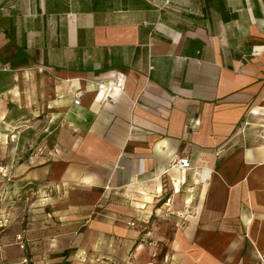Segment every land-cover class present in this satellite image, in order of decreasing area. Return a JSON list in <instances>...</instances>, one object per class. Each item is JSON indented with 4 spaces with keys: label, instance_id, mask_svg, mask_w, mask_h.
<instances>
[{
    "label": "crops",
    "instance_id": "obj_1",
    "mask_svg": "<svg viewBox=\"0 0 264 264\" xmlns=\"http://www.w3.org/2000/svg\"><path fill=\"white\" fill-rule=\"evenodd\" d=\"M41 100L58 124L24 180L80 213L46 255L264 264V0H0V125Z\"/></svg>",
    "mask_w": 264,
    "mask_h": 264
},
{
    "label": "rangeland",
    "instance_id": "obj_2",
    "mask_svg": "<svg viewBox=\"0 0 264 264\" xmlns=\"http://www.w3.org/2000/svg\"><path fill=\"white\" fill-rule=\"evenodd\" d=\"M24 79L37 81L43 93L44 71L30 73ZM45 110L41 100L34 112L22 118L16 127L0 125V264H23V257H27L26 264H71L60 255H46L43 242L77 229L79 224L73 218L80 213L70 210L73 208L68 206L64 191L24 180L30 160H40L53 144L58 112ZM251 123L264 126V114L254 117ZM19 238L24 250L17 245ZM33 254L42 258L35 262Z\"/></svg>",
    "mask_w": 264,
    "mask_h": 264
},
{
    "label": "built area",
    "instance_id": "obj_3",
    "mask_svg": "<svg viewBox=\"0 0 264 264\" xmlns=\"http://www.w3.org/2000/svg\"><path fill=\"white\" fill-rule=\"evenodd\" d=\"M79 97H80V93H78L74 99V103L78 104L79 102ZM191 168V165H190V162L188 160L187 157H173L170 159V162H169V165H168V169L169 170H186V169H189ZM165 215H169L167 213H165ZM130 226H135L136 225V221H131L130 223ZM20 241L17 242V245L18 247L21 249V250H24L25 248V245L24 243L21 241V239L19 238ZM21 262L23 264H26L27 263V257H23ZM260 264H263V263H260Z\"/></svg>",
    "mask_w": 264,
    "mask_h": 264
}]
</instances>
